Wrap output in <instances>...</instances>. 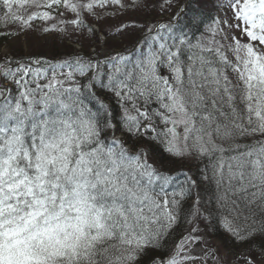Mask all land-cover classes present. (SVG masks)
Segmentation results:
<instances>
[{"label":"snow or ice","instance_id":"6c2138e0","mask_svg":"<svg viewBox=\"0 0 264 264\" xmlns=\"http://www.w3.org/2000/svg\"><path fill=\"white\" fill-rule=\"evenodd\" d=\"M138 6L0 0V23L26 31L63 8L75 14V28L95 35L85 14ZM215 7L224 14L209 17L204 32L203 22L179 34L171 21L148 26L135 56L100 62L73 53L47 68L33 67L39 59L0 62V264H141L193 193L189 207L199 218L201 183L214 187L227 230L249 244L243 264H264V245L252 247L264 235V0H218ZM26 8L37 11L24 15ZM160 137L170 155L204 164L200 180L186 176L170 191L173 177L149 163L143 145L128 143ZM241 220L243 227L234 223ZM196 240L190 234L176 256H153L149 264H182L177 256Z\"/></svg>","mask_w":264,"mask_h":264},{"label":"rangeland","instance_id":"374dc122","mask_svg":"<svg viewBox=\"0 0 264 264\" xmlns=\"http://www.w3.org/2000/svg\"><path fill=\"white\" fill-rule=\"evenodd\" d=\"M217 2L218 0L187 1L189 4L187 9L190 12L193 11V15L197 19H199L198 16L203 15V19L206 20L201 32H204L207 25L211 23L209 17H215L217 15L223 16L224 13L222 11L218 12L215 7ZM162 3L163 0H139L138 7L127 10H105L97 8L96 12L99 18L87 14L84 16L85 24L88 27H95V35L89 32L87 28H75L70 23L71 20L76 18L75 14L63 8L53 10L52 14L54 19L52 20L47 22L41 20L33 21L31 28L26 31H22L18 24L9 23L7 26H4L0 23V36L2 34H9L6 44L0 47V61L2 62V59L6 57L16 58V56H23L25 58L35 57V59H40V56L50 57L54 48L63 52L65 55L68 54L64 57L57 58L58 60L54 64L63 63L65 59H74L73 53H77V50L83 51V55L89 54L90 49L94 47H96L97 51L109 48V50L114 49L115 51L121 52L125 50V47H131L134 41L143 35L148 26H155L158 22L168 23L171 21L177 34H179L180 30L185 32L193 31L192 25H196V23L189 21L188 12L184 6L185 0H171V5H166L163 9L161 8ZM21 11L24 15H27L30 12L37 11V9L26 8ZM2 16L3 12L0 14V17ZM122 24H135L137 27L128 28L124 32L118 33L117 28ZM52 26L63 29V31H44L45 28ZM101 32L109 37L104 39L105 36ZM97 34L98 37L100 35L99 39L96 36ZM99 42H101V45H98ZM103 42H105V47L102 45ZM242 42H246V40H242ZM96 54L97 52L92 54L93 61H107L98 60ZM100 94L102 95V92ZM114 105H112L113 113L114 115L116 114L115 117L118 121L122 116V112L119 106L117 107L115 103ZM154 106L156 105L154 104ZM157 130L163 131L164 126L157 128ZM117 136L119 137L118 134ZM120 136L125 138L123 134ZM132 140L128 141V143L132 144ZM149 141L150 139L143 138L137 145H143L146 148L149 153L150 164L161 173L173 177L169 186L170 191H178L182 185H185L186 176L194 180L201 179L200 173L204 169L203 163H199L191 158H178L170 155L171 162L169 164H162L160 159L151 154ZM196 191L202 197L200 200V204L202 205L201 214L197 218L193 214L194 209L189 207L195 199V193H193L192 199L185 200L183 205L184 210L178 220L180 225L181 223L185 225L183 234L174 243L172 240V242L169 241V257L171 258L177 255V248L181 241L191 234L197 237V240L190 247H186L185 252L177 256L178 260H182V264H224V262L226 264H243V257L248 255L250 251H244V246L240 251L234 250L235 247H238L239 243L233 241L234 237L225 226L221 210L215 204L214 196L211 194L212 191L214 192V187H210L206 183H201L200 188ZM203 191L205 192L204 194L202 193ZM213 202L214 206H212ZM205 208L209 209L211 214L204 211ZM234 223L241 225L244 222L241 220ZM175 226L177 227L178 225L176 224ZM193 228L196 229L195 232H192ZM172 230L174 231V227ZM220 234L230 240L228 242L227 240H221ZM185 256H191L193 258L184 259Z\"/></svg>","mask_w":264,"mask_h":264},{"label":"trees","instance_id":"16d2710c","mask_svg":"<svg viewBox=\"0 0 264 264\" xmlns=\"http://www.w3.org/2000/svg\"><path fill=\"white\" fill-rule=\"evenodd\" d=\"M187 12H188V18H189V21L190 22L193 21L196 24H200L201 22H203V25H204V23H206V20L203 19V15L202 16H198L199 19H197L193 15V11L190 12L189 10H187ZM1 13L2 12H0V14ZM193 17H195V19H193ZM192 27H193V31H195V25H192ZM202 27H201V31H202ZM197 35H198V33H197ZM8 38H9V34H2L0 36V47L3 46L4 44H6ZM61 54H64V53L61 52V51H59L58 49L54 48V50L51 52L50 57L49 56L48 57L40 56L41 57L40 58L41 65H34L33 67H37V66L38 67L39 66L48 67L49 65H53V63L50 62V61H48V59H53V58L59 57ZM17 58H18V61H22V62L23 61L24 62H28L29 60L35 59V57L34 58L30 57L31 58L30 59V58H25L23 56H16V59ZM102 95L103 96H110V94H106L104 92H102ZM113 105H114V103H113ZM117 107H118V105H117ZM152 107L153 108H156L158 106L157 105L156 106L153 105ZM157 124H158L157 125V128L164 126L159 121H157ZM117 133H122V132L119 131ZM125 139H127V137ZM162 140H163L162 137H160L159 139H156V140H150L148 142L149 143V150H150L151 154H153L154 156H156V158H158V159L161 160L162 164H169L172 159L170 157V154L165 150V144L161 142ZM138 142L139 141H136L135 139L131 141L132 144H138ZM202 193L204 194L205 192L203 191ZM211 194H213V196H214V192L213 191H212ZM208 195H210V194L208 193ZM212 206H214V202H213ZM177 225H178L177 227L174 226V231L171 230V232L165 237V239L161 241V245L159 247H157L154 250H152L150 252L149 256L143 258V260L141 261V264H149V261H150V259L153 256H155L156 258H164V256L166 254H168V252H165V251H169L170 250L169 243L172 242V241L174 243L175 240L178 239L183 234V230L185 228V225H183L182 223L180 225L178 223V221H177ZM240 226L243 227L245 225H244V223H242ZM257 227H258V225H257ZM220 239L221 240H227V242L230 240L229 238L226 239L224 237V235H222V234H220ZM233 241L238 242V241L235 240V238H233ZM238 243H239L238 247H235L234 250H239L240 251L243 248V246H244V248H245L244 251H250L249 244H247V243H241V242H238ZM262 245H264V235H258L257 238H256V240L253 242L252 247L254 249L258 250Z\"/></svg>","mask_w":264,"mask_h":264}]
</instances>
